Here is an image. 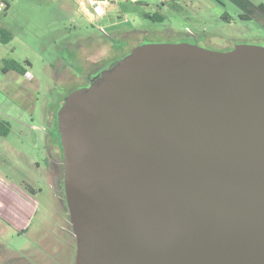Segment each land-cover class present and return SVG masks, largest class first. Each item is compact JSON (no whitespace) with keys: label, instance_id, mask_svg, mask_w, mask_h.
<instances>
[{"label":"water","instance_id":"obj_1","mask_svg":"<svg viewBox=\"0 0 264 264\" xmlns=\"http://www.w3.org/2000/svg\"><path fill=\"white\" fill-rule=\"evenodd\" d=\"M56 121L74 264H264V47L137 45Z\"/></svg>","mask_w":264,"mask_h":264},{"label":"rangeland","instance_id":"obj_2","mask_svg":"<svg viewBox=\"0 0 264 264\" xmlns=\"http://www.w3.org/2000/svg\"><path fill=\"white\" fill-rule=\"evenodd\" d=\"M82 1L0 0V25L13 35L10 42H0V80L11 78L33 86L34 92L25 106L18 95L0 100V120L11 126L0 134V264L73 262L75 251L49 175L45 136L51 129L57 133V126L47 127L46 112L54 108L57 114L62 99L84 84L92 69L89 52L95 56L96 45L107 41L122 46L127 40L122 31L141 29L147 31L143 43L187 42L219 52L237 44L264 47V26L240 18L230 0H108L102 16ZM155 12L164 15L163 21L145 17ZM224 12L229 21L221 17ZM70 41L83 46L69 47ZM4 58L30 65L25 74H5ZM72 74L78 78L75 85L68 81Z\"/></svg>","mask_w":264,"mask_h":264},{"label":"flooded vegetation","instance_id":"obj_3","mask_svg":"<svg viewBox=\"0 0 264 264\" xmlns=\"http://www.w3.org/2000/svg\"><path fill=\"white\" fill-rule=\"evenodd\" d=\"M118 30L113 31V33H116ZM159 33V32H157ZM122 37H126V42L120 46V45H113L112 43H109L107 41H103L95 46V52L97 53L95 56L92 55V52H89V55L92 58L88 62L90 69V73L88 74L86 78H84V84H81L79 86L75 85L77 83V75L72 74L69 77V83L75 85L76 90L81 87L89 86L91 83H93L95 80H97L99 77H101L102 73L104 71H107L111 69L119 59L127 56L131 50L137 46L144 44L143 39L144 36L147 35V31L141 30V29H132L129 31H122L121 32ZM233 49V48H231ZM92 65V67H90ZM93 73V74H92ZM72 90V91H73ZM64 98L62 99L60 105L62 104ZM57 126L56 121V114L55 118H53V124L52 126H49V128H53L54 126ZM52 130V129H51ZM50 137H49V175L50 179L52 180V183L54 187H56V193L59 197L60 204L62 205V209L64 212V217L67 223L69 238L71 239V244L68 242V244L72 245L73 250L75 251L73 262L71 264L75 263V257H76V238L73 231V226L71 223L70 213L66 202V196H65V188H64V172H65V160L63 156V148L61 145L60 135L57 131L52 132L50 131Z\"/></svg>","mask_w":264,"mask_h":264},{"label":"trees","instance_id":"obj_4","mask_svg":"<svg viewBox=\"0 0 264 264\" xmlns=\"http://www.w3.org/2000/svg\"><path fill=\"white\" fill-rule=\"evenodd\" d=\"M240 9V18L242 19H254L264 26V3L255 4L251 0H230ZM8 4L5 5L7 8ZM145 17L154 21H163L164 15L158 12L146 13ZM221 17L224 20L229 21V15L224 12ZM13 35L9 28L0 25V42L8 43L11 41ZM2 72L15 71L19 74H25L27 72V66L30 65L28 60L24 61V64L18 62L13 58L2 59ZM10 123L5 120H0V134L6 135L10 131Z\"/></svg>","mask_w":264,"mask_h":264},{"label":"crops","instance_id":"obj_5","mask_svg":"<svg viewBox=\"0 0 264 264\" xmlns=\"http://www.w3.org/2000/svg\"><path fill=\"white\" fill-rule=\"evenodd\" d=\"M88 4H89V7H92L93 8V11L95 13V15H100L102 16L103 14H105V6L107 4V2H109L108 0H98L97 2L93 3L91 0H85ZM84 2V0L82 1ZM85 7V6H84ZM85 10V15H92L93 13L88 11L87 8L85 7L84 8ZM92 13V14H91ZM92 36H90V40L92 39L93 40V37L91 38ZM84 40V38L82 39ZM94 41V40H93ZM91 41V42H93ZM69 47H73V46H83V43L82 42H78V41H73V42H69L68 43ZM10 72H6L5 74H8ZM12 81V82H10ZM10 81H2L0 80V100L3 102L6 100L7 97H11L14 99V95H18L17 98L19 97V99H23L24 100V106H25V103L28 105V104H31L32 101H30V99H32L34 96V92H33V89L31 86H26L24 85L23 83L19 82V81H16V80H12L10 78ZM28 101V102H27ZM55 109L54 108H51L47 110L46 112V123H47V127L49 126H52L53 124V118H54V114H55ZM51 131V130H50ZM50 131L46 132V139H47V142L49 141V137H50Z\"/></svg>","mask_w":264,"mask_h":264},{"label":"built area","instance_id":"obj_6","mask_svg":"<svg viewBox=\"0 0 264 264\" xmlns=\"http://www.w3.org/2000/svg\"><path fill=\"white\" fill-rule=\"evenodd\" d=\"M93 3L97 2L98 0H91Z\"/></svg>","mask_w":264,"mask_h":264}]
</instances>
